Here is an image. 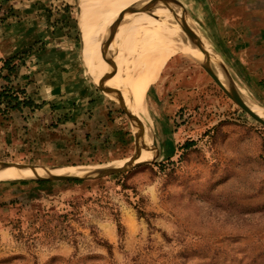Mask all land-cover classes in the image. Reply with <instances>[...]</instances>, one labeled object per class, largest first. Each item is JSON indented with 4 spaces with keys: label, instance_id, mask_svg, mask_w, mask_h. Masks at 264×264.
I'll list each match as a JSON object with an SVG mask.
<instances>
[{
    "label": "rangeland",
    "instance_id": "374dc122",
    "mask_svg": "<svg viewBox=\"0 0 264 264\" xmlns=\"http://www.w3.org/2000/svg\"><path fill=\"white\" fill-rule=\"evenodd\" d=\"M104 1H39L35 19L46 20L52 33L65 30L69 56L95 103L84 112L82 127L70 131L65 121L70 111L62 101L39 102L26 93L38 106H23L22 85L13 80L39 54L24 49L9 75L0 70V88L11 84L20 105L0 112V162L118 166L135 152V137L137 144L141 141L140 160L149 161L80 182L52 177L37 183L31 173L0 179V264H264V125L238 107L199 61L212 62L189 46L144 69L139 111L148 124L139 122L154 134L146 140L121 107L117 99L127 105L110 79L117 68L106 47L119 26L138 31L161 19L182 24L186 18L213 45L209 24L214 18L207 4ZM167 2L172 8L136 24L124 17ZM99 4H107L101 43L86 19ZM259 6L264 26V0ZM234 74L264 108V95ZM102 86L113 88L116 97ZM147 141L157 143V154L143 158Z\"/></svg>",
    "mask_w": 264,
    "mask_h": 264
},
{
    "label": "crops",
    "instance_id": "0c3cea01",
    "mask_svg": "<svg viewBox=\"0 0 264 264\" xmlns=\"http://www.w3.org/2000/svg\"><path fill=\"white\" fill-rule=\"evenodd\" d=\"M39 1L43 0H0V59L26 48L38 50L39 54L29 62L28 72L21 70L23 73L17 74L13 82L22 85L35 101H62L70 111L71 117H65L70 131L71 127L84 124V112L95 103L90 101L93 96L89 93L93 92L85 87L88 84L83 82L74 58L69 56L70 41L65 30L52 33L46 20L35 19L36 11L41 10ZM204 1L214 18V23L209 24L211 32L207 30L213 46L243 82L264 95V26L259 0ZM103 17L97 9L86 16L90 32L98 43L101 36L105 37L100 24Z\"/></svg>",
    "mask_w": 264,
    "mask_h": 264
},
{
    "label": "bare ground",
    "instance_id": "6f19581e",
    "mask_svg": "<svg viewBox=\"0 0 264 264\" xmlns=\"http://www.w3.org/2000/svg\"><path fill=\"white\" fill-rule=\"evenodd\" d=\"M106 6L107 4L103 7L99 4L98 12H100L101 15H103ZM126 6L130 7L129 5ZM142 8L145 11L140 12V14L135 16L133 13H130V11L127 13L128 15H125L124 17H126L129 23L136 24L142 19L146 18L148 15L167 11L172 7L170 6V2H167L165 7L160 6L159 4H148L142 6ZM149 10L151 11L150 14L147 13V11ZM120 13L123 14L124 9ZM167 17L169 16L167 15ZM175 18L177 17L175 16ZM183 21L185 22H182L181 24L180 22H167L161 19L146 24L138 31H131L125 26L121 25L117 29V35L115 31L109 45L107 46L106 44V50L109 47L108 52L109 54H111V61L116 65V67H114L117 68V70L112 74V77L110 79L115 84V87L117 88L121 99L124 101V103H126V107L128 108V110L136 117H138L136 119L140 121L141 118L146 122V124H148L144 116L139 111V109H142L144 106V87L141 82L144 69L151 68L156 61L160 60L168 53L179 49L188 48L189 46H193L191 48L195 50L198 49L203 55H205L209 59L210 63L212 62L211 68L217 74L221 82L227 83L231 90L246 104L247 107L251 108L254 112L264 118V108L256 102V100L254 99V97H252L248 89H246L245 86H243L242 83L237 79L236 75L234 74L233 70L229 67L227 62H225L221 55H218L217 53V55L214 57L217 49L200 32H197V30L192 29L189 26V22L186 18L183 19ZM165 23H169L170 27H168V24ZM184 24L188 25L189 28L188 26H184ZM180 25L183 30L179 28ZM208 47L211 48L210 51ZM203 61L205 62L204 59ZM105 64L106 63L103 62V67L106 69L107 64ZM104 80L105 77L103 76L101 78V82L103 83ZM114 80H116L117 82H115ZM109 89L112 90L111 94L115 96L113 88ZM117 100L122 103L119 99ZM131 100L133 101L132 106V103L130 102ZM135 123L145 140L151 138L154 135L151 129H149V132L147 133V129L144 123ZM135 142V152L127 158L124 164L131 161H143L140 160V158H142L141 152L139 150L141 146V141L137 144L135 137ZM145 144L148 147L149 152L145 150V155L143 158H149L148 156H155L157 152L153 151V147L157 148V143L153 142L152 145H150V143L147 141ZM64 166L47 167L37 165L34 168H31L18 167L14 164H0V179L8 178L11 176H17V174L26 175L30 173L33 175L34 178L46 176L55 177L60 174L88 175L94 174V172H96L98 168L102 167L90 165L87 166V168L83 169L69 168Z\"/></svg>",
    "mask_w": 264,
    "mask_h": 264
},
{
    "label": "water",
    "instance_id": "95a60500",
    "mask_svg": "<svg viewBox=\"0 0 264 264\" xmlns=\"http://www.w3.org/2000/svg\"><path fill=\"white\" fill-rule=\"evenodd\" d=\"M179 4L182 6L181 2L177 0ZM185 8V7H184ZM186 10V9H185ZM187 11V10H186ZM197 60V59H196ZM203 69L207 72V74L214 80V82L221 88V90L238 106L240 107L243 111H245L248 115L259 121L264 125V118H262L260 115H258L256 112H254L251 108L247 107L246 104L231 90L230 87L227 86V84L224 82H221V80L218 78L217 74L214 72V70L211 68V66L208 63H202ZM103 91L106 92H111L110 89L101 87ZM114 98V97H113ZM115 99V98H114ZM121 107L124 109L125 113L135 121L136 117L134 114L130 113L123 105L120 103ZM137 123H140L139 120H137ZM149 160H143V161H138V162H128L126 164H123L121 166H114V165H109V166H103L100 167L94 172V174H88V175H75V174H60L58 176H55V178H60V179H83V178H91L95 176H102L114 171H119V170H124L129 167H134L140 163L146 162ZM0 164H14L17 165L18 167H31L34 168L37 165H44V166H51V167H56L58 165H46V164H24V163H9V162H0ZM35 178H52L49 176L46 177H35Z\"/></svg>",
    "mask_w": 264,
    "mask_h": 264
},
{
    "label": "trees",
    "instance_id": "16d2710c",
    "mask_svg": "<svg viewBox=\"0 0 264 264\" xmlns=\"http://www.w3.org/2000/svg\"><path fill=\"white\" fill-rule=\"evenodd\" d=\"M20 52H25V50L16 51L6 56L5 58L0 59L1 60L0 70L5 68L8 72L7 74L9 75L13 70V66H14L13 60L20 59L22 57ZM4 77L7 79L8 76L4 75ZM18 92L23 95L22 96L23 98L21 99V104L23 106H27L29 109H34L36 106H38L36 102L34 103L32 99L26 96V92L23 87H20L18 89ZM18 92H13L11 86L9 85L0 88V112L1 113H6L8 112V110H11V109L20 108L19 101H18ZM68 180L73 181V182L81 181L79 179H68ZM35 181L37 183H44V182L49 181V178H35ZM20 182L25 183L26 180L20 179Z\"/></svg>",
    "mask_w": 264,
    "mask_h": 264
}]
</instances>
